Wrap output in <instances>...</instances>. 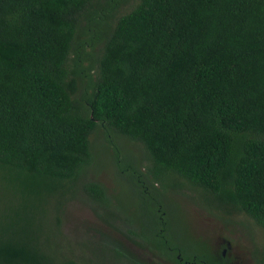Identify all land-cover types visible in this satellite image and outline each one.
Instances as JSON below:
<instances>
[{"label": "trees", "instance_id": "1", "mask_svg": "<svg viewBox=\"0 0 264 264\" xmlns=\"http://www.w3.org/2000/svg\"><path fill=\"white\" fill-rule=\"evenodd\" d=\"M129 2L0 0V182L12 188L0 196V264H148L113 240L106 261L52 247L48 215L99 163L97 132L145 154L120 165L145 207L121 217L126 241L208 264L166 234L164 203L148 201L187 184L264 232V0ZM81 188L108 203L99 180Z\"/></svg>", "mask_w": 264, "mask_h": 264}, {"label": "rangeland", "instance_id": "2", "mask_svg": "<svg viewBox=\"0 0 264 264\" xmlns=\"http://www.w3.org/2000/svg\"><path fill=\"white\" fill-rule=\"evenodd\" d=\"M135 1L130 0L129 5ZM102 136L101 132L93 135L99 150V163L87 167L86 173L61 201L57 212L53 210L48 215L52 247L57 253L77 261L111 260L105 246L107 240H113L110 245L115 242L135 246L126 241L124 233V228L132 225L126 224L121 217H131L129 213L133 210L142 216L145 214L142 200L137 201L139 196L131 189V179L135 177H131L128 171L133 168L120 167L125 156L135 155L145 162L142 148L119 136L115 138L117 149H114L112 145L107 146ZM86 177L97 179L106 187L108 203L99 205L83 192L81 182ZM11 194L12 188L4 191L0 182V196L10 197ZM148 199L153 204L164 203L174 241L204 249L203 245L191 240L196 236L210 243L218 254L225 249L227 264H260L258 259L264 254V232L244 212L209 206L202 192L197 188L194 190L190 184L181 190L169 187L162 198L153 193ZM51 201L55 202L54 199ZM210 202L218 201L211 199ZM138 227V223L133 225V228Z\"/></svg>", "mask_w": 264, "mask_h": 264}, {"label": "flooded vegetation", "instance_id": "3", "mask_svg": "<svg viewBox=\"0 0 264 264\" xmlns=\"http://www.w3.org/2000/svg\"><path fill=\"white\" fill-rule=\"evenodd\" d=\"M165 232H166V234L169 233L171 235V230L169 228H166ZM172 238H173V240L175 239L174 236H172ZM191 239H192V241H194V243H199V244L204 246V250L206 251V254L209 255V258L206 259V262L208 264H223V257L225 256L224 255L225 249L222 248L221 253L218 254L214 249H212L211 244L208 243L207 241H205L204 239H198V237H196V236H192ZM179 242H181V241H179ZM131 244H133V243H131ZM221 245L223 246V239L221 240ZM129 246L132 248V250L134 252H136L138 254V256L141 259H145L148 264H158V262L160 264H175L173 262L167 261L165 259L166 255L163 254L162 252H160L153 243H151V246H153L154 250L151 246H147V245H143V244H142V246H138L136 244H135V246H133V245H129ZM193 247H194V245H193ZM176 257H177L179 264L188 263V261L183 259L180 252H177ZM224 263L226 264L227 262L225 261Z\"/></svg>", "mask_w": 264, "mask_h": 264}]
</instances>
